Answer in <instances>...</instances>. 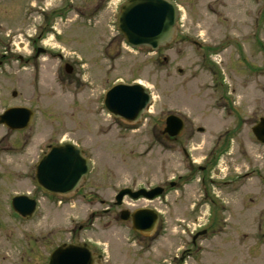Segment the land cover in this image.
<instances>
[{"label":"rangeland","instance_id":"rangeland-1","mask_svg":"<svg viewBox=\"0 0 264 264\" xmlns=\"http://www.w3.org/2000/svg\"><path fill=\"white\" fill-rule=\"evenodd\" d=\"M123 1L0 2V51L4 47L28 53L25 34L33 35L43 18L38 6L46 8L50 20L55 13L63 17L54 25L55 38L48 35L45 41L54 54L25 64L11 58L0 69V112L6 105H27L36 113L25 153L19 149L22 144L11 146L16 134L0 127V216L11 209V195L34 190L42 211L51 209L42 226H66L69 214L75 216L69 225L85 219L90 243L104 248L109 262L264 264V144L251 133L264 117V7L257 22L261 32L254 36L260 41L248 36L253 34L250 19L259 15L264 1L174 0L180 8L174 41L157 52L125 43L117 27ZM27 2L37 5L29 20L23 18ZM195 40L218 54L206 61ZM65 63L73 72L64 70ZM117 82H140L151 94L140 122L115 118L102 105L103 93ZM168 114L184 121L183 132L169 139L161 133ZM53 138L77 143L92 164L81 189L88 197L81 201L78 194L69 208L53 207L57 197L36 191L27 179L33 177V163L46 141ZM199 164L207 165L208 176L228 177L231 185H202ZM154 186L163 187L166 195L152 201L124 198L128 209L147 206L160 215L159 234L147 241L149 253L135 256L137 246L127 240L133 238L132 231L106 227L128 228L130 223L115 222L103 208L121 188ZM7 227L15 230L18 223ZM202 227L208 234L225 231L192 245L191 236Z\"/></svg>","mask_w":264,"mask_h":264},{"label":"water","instance_id":"water-1","mask_svg":"<svg viewBox=\"0 0 264 264\" xmlns=\"http://www.w3.org/2000/svg\"><path fill=\"white\" fill-rule=\"evenodd\" d=\"M178 16L176 6L171 0H126L118 14V28L126 42L132 47L146 46L157 50L174 39L175 22ZM69 71V69H66ZM14 95V93H13ZM150 94L138 82L131 84L115 83L105 93L104 106L109 113L127 122H138L150 102ZM33 113L26 107L12 106L0 115V122L12 129H22L31 123ZM164 132L173 136L180 132L182 121L175 115L165 120ZM256 139L264 143V118L252 127ZM82 150L72 143L51 146L46 155L36 165L35 179L37 185L47 193L66 194L76 188L90 169L89 160L82 157ZM130 190L120 191L116 199ZM161 192L160 188L149 191L143 189L131 192L132 198L140 194L153 198ZM12 208L21 215L31 216L35 208L33 200L26 196H14ZM122 219H126L124 212ZM157 214L143 208L133 213L132 222L135 230L149 228L152 230L157 221ZM76 245H64L51 255L49 264H91L92 256Z\"/></svg>","mask_w":264,"mask_h":264},{"label":"flooded vegetation","instance_id":"flooded-vegetation-1","mask_svg":"<svg viewBox=\"0 0 264 264\" xmlns=\"http://www.w3.org/2000/svg\"><path fill=\"white\" fill-rule=\"evenodd\" d=\"M37 9L40 11V14L43 16L42 18L43 22L38 25L33 35L25 34L27 36L26 37L27 43L30 46V50L28 51L27 54H23L20 52L16 53L15 51H12V49L2 50L0 52V68L5 67L7 65V61L10 60L11 58H14L17 61L22 62V63H28L31 61H36V59L42 55H50L52 53L50 47H47L45 44V41L48 39L49 32L52 29V26L48 23L49 17L47 14H45L46 8L42 6H38ZM29 15H30V11H29ZM27 19H29V17H27ZM5 35H8V34L5 33ZM73 70H74L73 67L70 65V73L73 72ZM7 106L8 105H6V107ZM3 109H1V111ZM32 125L22 130H9L10 133L16 134V137H17L16 140L11 142V146L17 145L20 143L22 145L19 149H21V152L23 150V153H25L28 150L27 143L31 139V135L29 137V135L27 134V131L30 127H32ZM0 127L3 128L4 126L0 124ZM163 127L161 128V133L165 135L167 139L172 138V137L167 136L166 133H163L162 131ZM5 129L8 131L7 128ZM183 130H184V121H183L182 130L180 133H182ZM67 140L69 139L53 138V139L47 140L44 145V149L41 150V154L37 156V159L35 160V162L33 161L34 168L39 158H41V156L45 154L49 146H54L58 143H62ZM196 169L198 173L200 174L199 181L200 183H202V185H205V184L209 185L215 181L213 180L211 174L208 176L209 170H208L207 165H204V166L198 165ZM27 179L30 180V183H33V186L35 185L34 173H33V177H30ZM84 181L80 184V186L76 190H74V192H72L68 196H63L59 199L56 198L55 202L53 201L56 205L53 204V207L61 208L64 206V204H69L68 208L72 207V205L70 204V200L76 197L78 194H80L81 201H83V199H86L88 195L81 191L82 187L84 186ZM35 189L36 191L39 190V188L36 187V185H35ZM161 189H162V193L160 197L163 198L166 195V192L163 187H161ZM17 194H26L28 198L35 200L36 207L34 208L33 210L34 212L30 218L26 216H22L12 209H9L8 211H6L7 213L6 216L5 215L0 216V264H49L51 255L53 254V252L57 248L64 246V245H76L77 246L76 248L81 251L86 249L92 256L91 264H105V262H107L108 264H116V261L110 260L109 262L108 259H106L107 255L105 253L107 251L104 250V248L97 247L96 244L94 245V243L93 244L90 243L91 240L88 237V223L87 221H85V219H82L81 222H76L75 225L73 224L69 225L70 224L69 222H72L73 218L75 217L74 215L69 214L68 216L69 221H68V225L66 226L65 224L63 226H60L61 222H57L50 227L49 226L46 227L45 225L42 226L41 224L42 217L44 218V222H47L48 217L51 216L50 215L51 211H49L51 209H48L47 211H42L39 205V200L37 198L36 192H34V190H24L23 192H20ZM13 196L14 195L10 196V200ZM46 196L52 197V198L55 197V196H50V195H46ZM127 196L128 195H125L123 197L119 205L110 201L111 204L103 208V211H105V213L109 215L115 222H122L120 220V211L123 209H128L125 207V205H127V202L124 200V198ZM128 198L130 199L129 196ZM132 201H136V200H132ZM100 202L103 203V200H101ZM114 207L118 209L120 207L121 209L119 211H115ZM135 209L137 208H131V209H128L130 212L129 211L124 212L126 214V218L128 219L126 222L130 223V227L128 228L126 226L122 227L117 224L115 226H106V227H108L107 229H113L114 232H120L122 228L128 229L127 230L128 232L132 231L131 234H133V238H129V239L127 238V240L128 242L130 241V239L134 241V245L137 246V248H135L136 250L135 256H137V255L149 253L148 250L151 248L150 242L152 241L154 237H156V235L159 234V227H158L159 221L155 227L154 233L149 236L133 231L131 227V216H132V211H134ZM1 212H3V210H1V207H0V213ZM54 216L55 215L52 214V217ZM11 220L16 221L18 223L17 229L14 230L13 228L7 227V224L12 222ZM203 230L204 232L202 234L207 233L206 228ZM102 231H105V230L103 229ZM148 231H149L148 229L144 230V232H148ZM199 237L200 235L195 236L194 240L191 242L194 244L195 241ZM148 240L150 242H147ZM161 262H166L164 264H170L168 262V259H162Z\"/></svg>","mask_w":264,"mask_h":264}]
</instances>
